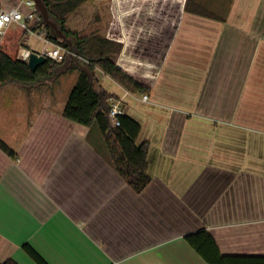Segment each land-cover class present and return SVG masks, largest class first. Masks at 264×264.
<instances>
[{"label":"crops","instance_id":"obj_1","mask_svg":"<svg viewBox=\"0 0 264 264\" xmlns=\"http://www.w3.org/2000/svg\"><path fill=\"white\" fill-rule=\"evenodd\" d=\"M190 1L225 11H187V0L93 5L90 26L123 44L117 65L146 88L129 91L96 67L140 122L137 143H149L142 191L111 163L96 125L62 114L82 62L63 90L58 76L0 87V137L17 152L0 148V261L38 264L29 244L49 264H209L185 238L200 229L224 254L264 256V0ZM174 5L177 14H159L169 36L150 48L146 24ZM14 6L27 10L0 0ZM38 39L22 48H50Z\"/></svg>","mask_w":264,"mask_h":264},{"label":"trees","instance_id":"obj_2","mask_svg":"<svg viewBox=\"0 0 264 264\" xmlns=\"http://www.w3.org/2000/svg\"><path fill=\"white\" fill-rule=\"evenodd\" d=\"M86 1L88 0H43L50 17L58 24L64 37L44 20L33 23L30 28H24L19 24L9 26L5 33L0 35V87L14 82L40 85L45 80L51 79L55 70L68 59L79 61L74 57H68L62 62L47 58L33 70L27 60L19 57L25 37L31 31L44 34L48 40L68 47L77 55L88 59L87 66L81 69L69 93L62 114L70 120L87 126L96 125L103 135L104 147L111 163L136 191H142L151 181L148 163L149 143H137L141 124L125 112L119 117L120 124L112 125L110 109L112 99L116 97L100 84L95 75L96 67H100L129 91H145L146 88L117 65V58L123 48L121 42L105 37L96 29L84 35L67 27L69 15ZM194 5L187 0L185 9L214 16L201 10L198 4ZM0 148L9 156L17 157L16 150L1 137ZM185 238L209 264H264V256H236L222 253L215 238L207 229L189 233ZM24 249L38 264H49L31 245L25 244ZM0 264H19V262L14 258H8L0 261Z\"/></svg>","mask_w":264,"mask_h":264},{"label":"rangeland","instance_id":"obj_3","mask_svg":"<svg viewBox=\"0 0 264 264\" xmlns=\"http://www.w3.org/2000/svg\"><path fill=\"white\" fill-rule=\"evenodd\" d=\"M88 3H86L84 5V7H81L79 9V11L76 13V14H73L71 16L68 17V20H67V27L68 28H72V30H76V31H79L81 32V34H88L90 33L91 31H93V27L90 26V21L92 20L93 21V16L95 15L96 13V10H95V7L93 6L94 5V2L95 0L91 1H87ZM157 2L159 3V5L162 6L163 3H166L167 0H157ZM174 3V2H173ZM144 6H146V4H144ZM158 6V5H157ZM177 7L174 5L173 7H171V10H173V13L171 10L167 9L166 10H156L158 11V19H156L155 21H153V23H148L146 24L147 28H145V30L147 31H144L143 32L145 33L143 36L144 37H141L142 40L146 41V43L149 45L150 48L152 47H162L163 44L160 42V39L162 36H160V33H164L166 36H169V34H167L165 31H163V29L165 30H170L171 27H165L162 25V20L159 16L162 15V14H165V15H170V14H177ZM201 10L203 11H206V12H211L213 14H222L225 10H222V9H204V8H201ZM140 13L142 14H145V9H141V11H139ZM72 19V20H71ZM152 22V21H151ZM164 24V23H163ZM97 31L100 32L99 29H96ZM102 32H100L101 34H106V31L105 30H101ZM119 32V31H118ZM157 34V35H156ZM158 36V37H157ZM165 36V38H167ZM156 37L157 39L159 40H156ZM32 38H36L35 36H33ZM139 42H136V43H142L141 39L138 40ZM37 42H40L41 43V46L40 48H44L45 45H47V47H52V44L50 43H47V41L45 39H38ZM46 48V47H45ZM49 49V48H47ZM80 62H82V65L84 67L82 68H85L87 65L85 61H83L82 59L80 60ZM153 61H157V59L155 58V60ZM78 63L77 60H71V59H68L67 62H65L62 67H58L56 70H55V74L53 75V77H56V80H58L59 83H61L62 85V90L66 88L67 85L70 84V81H72V78L74 77V75H76L78 73ZM71 67H75V69H71ZM70 68V69H68ZM58 84V83H57ZM56 88V87H55ZM57 89V88H56ZM93 135L95 136L96 133L95 131H93ZM104 147V146H103Z\"/></svg>","mask_w":264,"mask_h":264},{"label":"built area","instance_id":"obj_4","mask_svg":"<svg viewBox=\"0 0 264 264\" xmlns=\"http://www.w3.org/2000/svg\"><path fill=\"white\" fill-rule=\"evenodd\" d=\"M20 4H24L27 7V10H22L19 6H14L11 8H2L0 7V35H3L6 29L13 25L19 24L24 28H30V26L35 22H40L43 19V16L39 10L36 0H20ZM31 33H36L35 31H31ZM45 38L47 43H50V40L46 38L44 34H40ZM53 42V41H52ZM52 47L49 49H45L42 52H38L40 54H45L47 58H51L56 62H62L66 60L68 57H74L77 59H82L85 62H89L88 59L77 55L75 52L71 51L68 47H65L58 43H51ZM19 57L23 60L29 59L31 53L33 51L22 48L20 50ZM37 52V51H36ZM144 99H148L149 95L144 94ZM124 105L122 100L119 98L112 99V106L110 109V118L113 126H117L120 124L119 117L124 113Z\"/></svg>","mask_w":264,"mask_h":264},{"label":"water","instance_id":"obj_5","mask_svg":"<svg viewBox=\"0 0 264 264\" xmlns=\"http://www.w3.org/2000/svg\"><path fill=\"white\" fill-rule=\"evenodd\" d=\"M39 10L43 16L45 23L51 25L62 37L64 34L62 30L59 28L58 24L50 17L47 6L44 4L43 0H36ZM47 60V56L45 54H40L36 51H33L28 59V63L31 68L35 70L38 65L44 63Z\"/></svg>","mask_w":264,"mask_h":264}]
</instances>
